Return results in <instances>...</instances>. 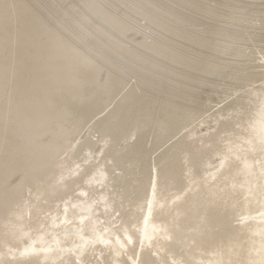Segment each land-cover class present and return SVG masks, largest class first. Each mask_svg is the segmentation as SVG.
<instances>
[{"label": "bare ground", "instance_id": "obj_1", "mask_svg": "<svg viewBox=\"0 0 264 264\" xmlns=\"http://www.w3.org/2000/svg\"><path fill=\"white\" fill-rule=\"evenodd\" d=\"M0 264H264V0H0Z\"/></svg>", "mask_w": 264, "mask_h": 264}]
</instances>
